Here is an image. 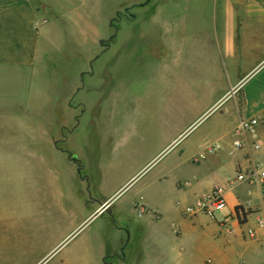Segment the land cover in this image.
Here are the masks:
<instances>
[{
  "label": "crops",
  "instance_id": "0c3cea01",
  "mask_svg": "<svg viewBox=\"0 0 264 264\" xmlns=\"http://www.w3.org/2000/svg\"><path fill=\"white\" fill-rule=\"evenodd\" d=\"M97 5L0 0V264H264L251 175L264 167V0L123 3L147 13L102 30ZM208 116L180 156L111 205L152 160L123 173L140 148L161 138L165 149ZM253 117L235 149L238 122ZM215 186L219 220L184 212Z\"/></svg>",
  "mask_w": 264,
  "mask_h": 264
},
{
  "label": "rangeland",
  "instance_id": "374dc122",
  "mask_svg": "<svg viewBox=\"0 0 264 264\" xmlns=\"http://www.w3.org/2000/svg\"><path fill=\"white\" fill-rule=\"evenodd\" d=\"M97 1V18H98V29L102 30L104 26V22L106 19L113 17L117 14H133L136 13L138 15L146 14L147 11L143 8H139L138 10L133 7L129 9L127 7H122L121 4L123 3H140L145 0H96ZM137 10V11H136ZM96 11V9H95ZM116 11H119L116 13ZM140 12V13H139ZM51 59H54L52 56ZM54 65V62L52 61ZM72 106L76 107L75 99H72ZM210 116V115H209ZM208 117L202 119L201 121L195 122L192 126H190L186 131L181 134L173 143L168 145L165 149V144H161V138H157L152 143L147 144L145 147L140 148L137 151V154L130 160L127 164L123 167V173H127L128 171L135 168L139 163L142 162L141 165L151 160L132 180L133 183L127 187L112 203L121 202L128 196H130L134 191L141 188L145 183L149 182L156 174L161 170L166 164L170 162V160L177 158L181 155L184 148L193 142L202 134L206 124L209 122ZM59 122L56 127L60 126L63 122L67 121L66 118L61 117L56 120ZM69 121V120H68ZM73 120L70 124L73 127ZM64 135V134H63ZM62 135V136H63ZM66 136V135H64ZM63 143V142H62ZM61 143L60 148L64 149V145ZM68 147V146H67ZM68 149V148H67ZM140 168V167H139ZM138 168V169H139ZM18 186V185H17ZM110 205V206H111ZM185 206L181 207L184 209ZM223 211H216L212 215H208V218H214L219 220L222 215ZM185 218L189 219L190 216H186ZM25 222V220H24ZM202 264H207L205 261L207 256L205 254L202 255Z\"/></svg>",
  "mask_w": 264,
  "mask_h": 264
},
{
  "label": "built area",
  "instance_id": "2783aa9c",
  "mask_svg": "<svg viewBox=\"0 0 264 264\" xmlns=\"http://www.w3.org/2000/svg\"><path fill=\"white\" fill-rule=\"evenodd\" d=\"M260 124V119L258 118H247L240 119L238 122L234 134L236 135V139L233 141V147L235 149H240L244 146V142L239 138L241 134L249 133L254 136L256 127ZM253 148L255 150L259 149V145L257 143H253ZM251 175L256 176L258 182L261 184V189L264 195V167L256 166L253 169ZM246 175L240 173L237 175V180H243ZM225 188L223 186H215L209 192L202 194L199 196L193 204L187 206L184 209V212L188 215H196V214H206L212 215L216 211L223 210L225 208V200H224ZM226 232L228 234H234V229H227ZM247 236H253L254 231L252 229L246 230Z\"/></svg>",
  "mask_w": 264,
  "mask_h": 264
},
{
  "label": "trees",
  "instance_id": "16d2710c",
  "mask_svg": "<svg viewBox=\"0 0 264 264\" xmlns=\"http://www.w3.org/2000/svg\"><path fill=\"white\" fill-rule=\"evenodd\" d=\"M73 160H75V159H73ZM76 162H77V160H75Z\"/></svg>",
  "mask_w": 264,
  "mask_h": 264
}]
</instances>
